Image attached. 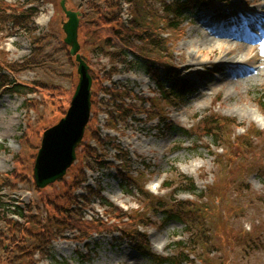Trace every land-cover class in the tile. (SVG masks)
Masks as SVG:
<instances>
[{"label":"rangeland","instance_id":"1","mask_svg":"<svg viewBox=\"0 0 264 264\" xmlns=\"http://www.w3.org/2000/svg\"><path fill=\"white\" fill-rule=\"evenodd\" d=\"M60 1L0 0V74L14 85L0 91V189L2 202L18 205L24 217L9 216L18 221L12 238L0 221V264H156L149 255L175 252L178 263L181 251L191 254L190 264H264V0H208L177 27L164 22L161 4L190 0H65L81 13L91 117L64 179L39 190L32 168L42 134L63 117L78 81ZM136 7L153 20L148 41L129 46L137 55L95 51L99 15L118 8L126 23ZM229 8L241 21L220 16ZM205 35L231 41L233 51L190 60V42ZM240 43L263 50L259 72L237 66L245 56L234 50ZM134 103L139 115L128 120L111 109ZM213 122L219 130L207 135ZM179 175L192 179L197 196L177 193ZM107 215L111 227L103 225Z\"/></svg>","mask_w":264,"mask_h":264},{"label":"trees","instance_id":"2","mask_svg":"<svg viewBox=\"0 0 264 264\" xmlns=\"http://www.w3.org/2000/svg\"><path fill=\"white\" fill-rule=\"evenodd\" d=\"M207 1L208 0H190L189 2H186V3H180V2L165 3V2H163L161 4V7H162L163 16L166 17V18H164V20H165L164 22L169 24L171 27H177L178 26L177 22L183 20V18H185L188 15H192V14L195 15L197 13V9L200 6H206L208 4ZM0 6H1V3H0ZM115 7H117V5H115ZM27 10L31 11V13H30L31 17H34L37 15L36 9L33 8V9H27ZM24 12H26V11H24ZM147 17H148V14L142 13V11L139 7H136L135 15L133 17H131V20L129 21L128 25H125L121 21V19L119 17V9L118 8H116V9L114 8L113 10H111L109 12L106 11L102 15H99V18L97 20H99V22L102 25L96 31L95 36L92 35V37H91L93 40H95L97 42L96 48H94V50L96 49L95 51L98 50L99 52H104V50H107L106 52H109L108 50L110 48H117L116 55L118 54V55L124 57L127 53V50L131 49L129 46L131 45L132 41L147 40V37H145L146 33H152L151 29H148L146 26H147V24H152L153 20L151 18H147ZM0 22H3V18H2L1 13H0ZM11 23H13V21H11ZM151 41L153 42L152 45H156V43L160 42V41L158 42L156 40V37L152 38ZM154 47H157V45ZM106 54H108V53H106ZM1 71H2V69H0V72ZM0 80L2 81V82H0V89L1 90H4L5 86H9L10 83L13 84L12 81L9 83L8 79L4 75H1V74H0ZM179 91H181V90H178V92H177L178 94L181 93ZM259 100L262 103H264V92L262 94H260ZM113 107H115V108L118 107L117 108L119 111L118 118L121 121L127 120V118L132 116L136 111V108L135 109L131 108L130 105H127L126 110H123L121 106H117V105H113ZM107 116L109 118V121H114L116 119L113 117L112 112H107ZM223 123H225V122L223 121ZM207 126L213 127L212 131L207 133V135L215 136V129H218V126H220V125L218 122H213V123L207 124ZM216 134H220V133L217 132ZM178 185L184 186V188H180L179 192L189 193V194H193V195L197 194V189L195 188L192 180L187 178L186 176H182V175L180 176V181L178 182ZM166 187L169 188L170 186H166ZM7 206H10V205H6V203L2 202V200L0 198V212L5 211V210H9V209H6ZM14 209H16V210L15 211H9V212H11L12 214L15 213L18 216L23 217L22 213L19 211V208L17 206ZM164 215L167 218L166 220L181 223L184 225V228L188 227V225L185 224V221H182L181 219L177 218L175 216V214L173 215V214H169V213H164ZM127 220H129V219H127ZM107 221H110V220H107ZM100 222L102 223L103 221L100 220ZM7 223H8V225H7L8 229L7 230L9 232V237L12 238V235H14L13 230H16L15 226H17V224L12 222V221H8ZM70 224H72V223H70ZM103 225L107 226L106 223H104V222H103ZM181 244H182L181 242L174 243L173 244L174 249L176 251H178V249L180 250ZM144 249H146V247H144ZM179 254L182 255L183 258L178 263L174 262V259L177 257L176 252L173 253L172 256L166 257V258L154 257L152 255L150 257V259L152 258L151 259L152 262H154L156 264H166V263L167 264H187V263H190L189 257L191 254L189 252H187L184 255L181 251Z\"/></svg>","mask_w":264,"mask_h":264},{"label":"water","instance_id":"3","mask_svg":"<svg viewBox=\"0 0 264 264\" xmlns=\"http://www.w3.org/2000/svg\"><path fill=\"white\" fill-rule=\"evenodd\" d=\"M64 4V0L60 1V7L67 18L66 22H62L64 43L70 47V55L78 63L79 80L65 118L43 133L33 167L35 185L39 189L61 180L75 161V149L81 143L90 116L91 77L86 63L78 54L77 29L80 14L66 10Z\"/></svg>","mask_w":264,"mask_h":264},{"label":"bare ground","instance_id":"4","mask_svg":"<svg viewBox=\"0 0 264 264\" xmlns=\"http://www.w3.org/2000/svg\"><path fill=\"white\" fill-rule=\"evenodd\" d=\"M264 5V4H263ZM226 14H236V10L233 8H229L228 11H226ZM226 14H220L221 17H226L229 15ZM191 47L193 49V51L188 52V58L190 60L194 59V55H206L208 58L213 57L217 54H221L223 53V55L227 56L228 54H230L233 49L231 48V41L229 40H220V39H214V38H209L208 36H203L200 41H193L190 42ZM257 46H252V45H247L244 43H240L234 46V50H238L242 53L245 54L244 56V61L241 64H237V66H241L244 67L246 64L250 65L251 71H253L254 73L259 72V63L262 61L260 54L263 56L262 52L263 50L260 49L258 51H256ZM256 51V53H255ZM178 55H181L178 54ZM179 59V63H180ZM192 62V61H191ZM253 64H257L253 65ZM253 65V66H252ZM186 64H182L181 67H186ZM225 66H231V68L233 69L235 66L232 65H227L225 64L224 66H222L221 68L225 67ZM220 68V70H221ZM203 95V94H202ZM204 96V95H203ZM162 250V249H161Z\"/></svg>","mask_w":264,"mask_h":264}]
</instances>
